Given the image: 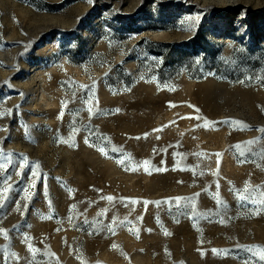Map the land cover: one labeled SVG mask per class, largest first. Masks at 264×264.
Returning <instances> with one entry per match:
<instances>
[{"label":"rangeland","instance_id":"1","mask_svg":"<svg viewBox=\"0 0 264 264\" xmlns=\"http://www.w3.org/2000/svg\"><path fill=\"white\" fill-rule=\"evenodd\" d=\"M0 166V264H264V0H0Z\"/></svg>","mask_w":264,"mask_h":264},{"label":"snow or ice","instance_id":"2","mask_svg":"<svg viewBox=\"0 0 264 264\" xmlns=\"http://www.w3.org/2000/svg\"><path fill=\"white\" fill-rule=\"evenodd\" d=\"M117 111H119V110L117 109ZM144 163L147 164L148 162L145 161ZM0 167H2V166H0ZM33 174L35 175V173H33ZM30 196H31V193H29L28 197H26V198L30 199ZM108 199H113V198L112 197H108ZM177 199H179V198H177ZM0 231H5V230L0 229ZM260 259L264 260V253L261 254Z\"/></svg>","mask_w":264,"mask_h":264}]
</instances>
